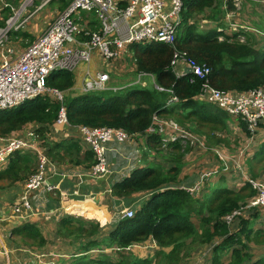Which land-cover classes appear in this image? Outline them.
I'll return each instance as SVG.
<instances>
[{"label":"trees","instance_id":"1","mask_svg":"<svg viewBox=\"0 0 264 264\" xmlns=\"http://www.w3.org/2000/svg\"><path fill=\"white\" fill-rule=\"evenodd\" d=\"M246 2L244 0L242 4L243 9ZM182 3L181 22L172 45L151 42L128 46L133 54L129 61L130 73L124 78L131 82L138 74H144L152 77V85L142 86L138 83L115 90L77 94L73 89V73L57 70L48 76L46 87L61 93L62 102L45 93L16 108L0 111V137L36 124L35 135L40 146L45 149V156L56 164L84 168L96 164L93 153L82 152L76 139L68 138L58 143L47 141L49 127L55 123L61 107L65 109L69 125L119 129L133 139L141 136L145 139V158L148 151H153L162 162L170 164L160 166L150 163L146 168L135 169L130 176L112 186L111 194L117 198L150 193L138 208L132 207V218L118 220L110 228H99L98 224L90 223L85 231L77 220L68 218L58 222L59 232L63 229L69 233L66 226L71 223V226H75V238L84 234L85 242L81 243V250H108H103L97 257L82 255L71 264H183L190 259L194 250L204 245L213 246L210 264H264V257L254 261L251 254L245 252L248 244L264 245L263 225H260L261 230L253 229V221L264 218V209L258 206L246 208L257 195L249 180L264 181V171L259 175L253 174L251 167V162L260 163L264 159V140L259 143L256 153L244 159L245 171L242 168L236 170L238 188L226 183L230 171H223L224 168L219 167L211 174V178L218 181L215 186L204 183L199 192L191 194L178 184V176L184 166L182 159L190 152L189 140L182 145V139L164 144L160 134L147 133L153 118L157 117L176 123L184 133L188 131L202 142L204 140L209 147L226 143V137L214 133L229 132L230 121V124L237 122L243 130H246V126L239 118L227 115L210 103L199 101L203 83L207 82L214 89L224 92L264 89V41L258 40L261 42L256 47L258 42L251 31L243 30L219 41V33L215 29H200L202 17L212 21L225 15L222 0H183ZM228 7L232 9L231 3ZM4 12L5 21L9 10L5 9ZM4 21L0 27L5 25ZM94 24H90V31L99 29V25ZM239 35L244 37V43L235 40ZM175 52H184L195 64L208 68L209 74L196 77L186 73L183 77H176L171 69ZM173 97L176 101L169 102ZM205 126L211 133L205 132ZM261 131L264 132V129ZM17 151L8 155V166L0 173V178H14L19 168L33 158ZM35 169L25 172L27 178ZM236 210H241V214L233 221V228L224 222V218ZM34 236L40 244L45 243L37 234ZM147 240H152L159 248L152 258L141 260L126 250Z\"/></svg>","mask_w":264,"mask_h":264},{"label":"built area","instance_id":"2","mask_svg":"<svg viewBox=\"0 0 264 264\" xmlns=\"http://www.w3.org/2000/svg\"><path fill=\"white\" fill-rule=\"evenodd\" d=\"M48 1L40 6L33 7L34 0H22L18 9L14 12V17L6 21L0 29V48L11 30H17L30 16L40 10ZM183 0H127L124 8H119L117 0H72L64 10H62L55 20L39 35L32 44L23 50L15 60L10 59L12 50L3 49L0 52V111L16 108L37 97L51 94L56 101L62 102L63 97L57 90H50L46 87L48 76L57 70H68L73 72L78 64H88L93 53H97L106 61L120 59L127 47L131 44H147L151 42L172 45L175 41V34L181 22V11ZM223 10L225 11V27L219 26L216 32L219 33L217 39L223 41L225 37L232 36L239 30H246L243 23L239 24L233 18L234 14L240 16L244 0H222ZM165 3L169 4L168 11H164ZM231 3L232 9L229 10L228 4ZM34 10L28 14V10ZM138 10L139 17L134 19L132 24L127 23V19ZM80 13H91L99 20V29L90 31L85 26H78L74 23L72 16ZM28 14V15H27ZM27 15L24 19L23 17ZM207 20L203 19L202 23ZM201 22V21H200ZM18 23L16 26H14ZM14 26V27H13ZM227 31V32H225ZM81 33L83 40L77 42L76 34ZM236 41L244 42V37L239 35ZM75 44L76 48L71 47ZM171 69L176 77H183L188 69L190 74L196 77H203L209 74V69L195 64V62L182 52L173 53ZM144 74H139V76ZM138 80H140L138 78ZM109 75L105 72L91 73L88 69L84 70V78L81 87L82 93L109 90ZM116 88H112L115 90ZM163 91L162 88H157ZM199 101H205L226 112L227 115L239 118L246 126L249 134H255L259 130L258 125L264 129V89H253L246 92H224L211 87L207 82L203 83ZM176 101L173 97L169 102ZM58 124H67L64 107L58 112L55 121ZM237 127L236 123L232 124ZM79 138L84 141L88 149L93 153L96 164L91 168L92 177L105 179L111 175V170L105 158V145L112 141L133 142V138L119 129L100 127L87 128L75 127ZM183 132V131H182ZM176 123L172 121L153 118V123L147 129L148 134L158 133L163 137V143L175 142L179 136H185ZM36 139L37 135L33 132L27 134ZM188 136V135H187ZM193 147L197 145L195 137L186 138ZM199 140V139H198ZM201 144L203 143L199 140ZM199 144L201 147L203 145ZM34 147L26 144L22 139L10 140L0 149V165H3L9 154L16 150ZM39 151H36V154ZM47 158L38 153L36 169L24 183L25 195L44 189L51 190L47 184L48 170L45 168ZM241 170V168H240ZM223 171H227L224 167ZM50 172L60 180L65 178L64 173L56 171L55 167ZM255 181L249 180L257 195L250 200L246 208L258 206L264 209V182L255 185ZM54 187V186H53ZM55 188V187H54ZM193 194L196 189L187 190ZM23 207L30 209V204L24 199ZM241 214V210L233 211L224 218L230 227L233 221ZM134 211L132 207L121 209L117 213L118 220L132 218ZM264 227V219L261 223ZM154 243V242H152ZM141 247L132 245L126 250L133 251L134 248ZM117 250V249H116Z\"/></svg>","mask_w":264,"mask_h":264},{"label":"crops","instance_id":"3","mask_svg":"<svg viewBox=\"0 0 264 264\" xmlns=\"http://www.w3.org/2000/svg\"><path fill=\"white\" fill-rule=\"evenodd\" d=\"M21 1L22 0H0V23L4 21V10H9V18L11 10L19 7ZM37 1H39V3H37ZM46 1L47 0H35V5L40 6ZM71 1L72 0L48 1L40 10L34 12L30 18H28L31 19L30 21H27V19L25 25H21L17 30L10 31L15 33H8L3 48H0V52L3 49L12 50L10 59L15 60L23 50L29 47L32 42L45 31L55 20L57 15L64 10ZM126 2L127 0H117L116 5L119 8H124ZM52 3H56L57 7L49 10V5ZM164 6V11H168L169 4L165 3ZM246 7L252 10L255 9V15H258L260 8H264V0H247ZM139 16V12L136 10L134 14L127 19V23L132 24L133 20L137 19ZM203 19H205V17H202L200 20V29L209 28L216 30L219 26L225 27L226 25L224 16L218 20H207L205 23H202ZM250 21L246 22L249 25L246 30H244L246 32H253L254 30L250 27ZM82 22H84L82 26H85L87 29H89L90 24L95 25L92 20H84ZM263 22L264 21L260 19V27ZM258 26L259 24L255 25L256 30H259ZM262 29L264 30V25ZM75 39L77 42L82 41V34H76ZM71 47L76 48V45L71 44ZM128 53L127 49L123 56L115 61H106L97 53H93L88 64H81L85 65L91 73H107L109 75V88L125 87L128 82L124 84L116 83L119 79H123L127 76V73L121 74L123 72L122 69L126 67L124 65L122 69H119L116 64L124 62V56ZM98 62L102 64V69L98 67ZM81 64H78L76 69L72 72L73 75ZM90 66H93L95 69L90 70ZM83 78L84 71L83 73H75V85L73 89L77 94L82 92L81 87ZM140 81L141 80H138V77H136L128 85L138 84ZM152 81L153 79H151V82ZM142 86H146V82L142 83ZM37 128L38 125L30 124L22 130L13 131L8 135L0 137V149L13 139H22L27 145L35 148L34 151L30 148L17 151V153L21 155L29 154L33 156V158L27 164L25 163L19 168L17 171L18 174L14 178H0V264H71L73 261H70V258L76 261L80 259V256L85 254L97 257L103 250L107 252L108 250L105 249L81 250V243L85 242L84 234L79 238H75L63 229L59 232L58 222L63 219L67 220L68 218L77 220L80 228L84 231L88 229L90 223L98 224L99 228L114 227L118 221L117 213L119 210L133 207L134 201L132 198L135 200L138 199L139 201L135 207L136 209L142 202L149 198L150 193L135 194L124 199L117 198L111 194L112 186L130 176L135 169L146 168L150 163L160 166H169L170 164L162 162L160 156L153 151H148L145 158L143 153L146 151L145 139L141 136H137L133 139V142L112 141L105 145V158L111 170V175L105 179H96L91 176L92 167L84 168L82 166L60 165L47 158L44 154L45 149L40 146V141L27 135L30 132L35 133ZM68 138L78 140L82 152L90 151L84 141L79 138V135L77 136V128L68 123H53L49 127L48 134L46 135L47 141L51 143H58ZM195 147L196 145L194 148ZM194 150L199 149L195 148ZM36 151H39L38 153L44 155L48 160L45 165V168L48 170L47 184L52 187V189L48 191L46 187H44V189L39 192L30 194L31 197L29 198V196L25 195L24 191V183L28 179L25 172L32 171L36 168L38 156ZM202 160L204 165L212 166L216 164L215 159L206 160L205 158ZM7 166L8 162L0 167V173L3 172ZM54 167L57 172L64 173L66 177L60 180L57 176L53 175L50 170ZM209 180H211L209 183L210 186H215L218 183L216 178H210ZM209 180H206V182ZM194 183L189 181L185 186L180 185L179 187L185 189L186 187H191ZM25 198L30 204V209L23 207ZM262 221V217L260 220L257 219L253 221V229L255 231L260 229ZM233 225H235V222ZM74 227L75 226H72L71 228L73 229ZM35 234L43 238L45 241L43 245L40 244L39 239H36L34 236ZM205 246L208 245H204L200 248H204ZM157 250L154 251L156 252ZM164 251L167 252L168 249H164ZM198 252L201 253L203 250L199 249ZM211 252L212 250L209 249L203 253L206 254L207 261H205L206 263L204 262V264L211 263ZM195 254L197 255V253H193L190 259L183 264L189 262ZM57 257L58 259H56ZM63 257L65 259H63ZM263 257L264 255L259 259ZM138 258L144 260L152 257L147 255L143 258L138 256ZM224 261H228V259Z\"/></svg>","mask_w":264,"mask_h":264},{"label":"rangeland","instance_id":"4","mask_svg":"<svg viewBox=\"0 0 264 264\" xmlns=\"http://www.w3.org/2000/svg\"><path fill=\"white\" fill-rule=\"evenodd\" d=\"M34 3H35V1H34ZM37 3H39V1H37ZM50 5H49V10H52L53 8L57 7L56 3H52ZM35 6H37V5H35ZM17 9H18V7L14 8V10H11L10 17L7 21H9L10 18L14 17V11H16ZM33 10H34V8L29 9L28 14H30ZM27 15H25L23 17V19ZM234 15L235 16H233V18L235 20H238L237 22L239 24L243 23V26H245V27L249 26L246 22H248L250 20L252 21V22L250 21V27H251V29L253 28L257 33L253 30V32H251V35L254 37L255 41L258 42L255 45L256 47H258L260 45V42H261V41L259 42L258 40L264 41V30L262 29L264 22L261 24V27H260V19H261V21H264V8L263 7L260 8V12L258 13V15H255V9L252 10L251 8H248V7H245L244 9H242L240 16H236L237 14H234ZM72 19L74 20V23L80 27L83 25L84 22H82V21H84V20H92L94 23H97L99 25L98 18L91 13H80L78 15L74 14L72 16ZM30 20L31 19H28L27 21H30ZM27 21L23 25H25L27 23ZM17 24L18 23H16L14 26H16ZM256 24H259V26H258L259 30H256V27H255ZM242 43H244V42H242ZM128 52L129 53L124 56L125 61L121 62L119 64H116L119 69H122L123 66L125 65L126 68L122 69L123 72L121 74L127 73V76L130 73L128 71L129 61H130V58L132 57V54H133L129 50H128ZM98 67H100V69H102V64L100 62H98ZM85 68H86V66L81 64L79 66L78 70H76L74 72V76H75V73H78V72L83 73ZM93 69H95V68H93V66H90V70H93ZM137 77L141 80L139 83L140 85H142V83H144V82H146V86L152 85L151 84L152 77H147L145 75L139 76V74L137 75ZM125 82H128L127 86H129L128 84L130 83V80L128 78L119 79V81L116 84H124ZM231 122L232 121H230L228 123V126H230V127H229V132H227L226 134L214 133L216 136L222 135V136L226 137V143L223 142L220 145L209 147V145L205 144L204 140H203L202 144L198 139H196V141H194V143L197 144L195 148H198L199 150H194L195 148L193 147V144H192L190 147V152L186 153L185 156L183 157L182 162L184 163V166L181 170V174L178 176V178L180 180V182L178 183L179 185L185 186L186 183L189 181H191L192 183H194L196 181L191 187H186L185 189L190 190L191 188H193V189L197 190L196 192H198V190L201 189L202 185L206 182V180H209L211 178V174L213 173L212 172L213 170H217L219 167H223V168L227 167V170L231 171V173L227 174L228 176L226 178V181H227L226 183L228 185H231L234 188H238L236 186V184H237L236 179L238 178V176H236L235 172L237 169L239 170L240 168H242L243 172L245 171L244 159L247 158L248 156H252L254 152L256 153V151L259 148V145L263 142L262 140H264V132L261 131L263 129V127L261 125H258L257 129L259 131L255 134H249L245 129L243 130V129L239 128L237 122H236L237 127H234L232 124L229 125ZM206 127L207 126H205V132L211 133L210 129H208ZM181 132H182V130H181ZM185 134H186L185 136H179L180 139L183 140V141H181V145L184 143L185 140H187L186 138H188V136L194 137L188 131H185ZM77 136H78V134H77ZM163 137L164 136H162V138ZM191 140H193V139H189V142ZM199 144L203 145V147H201ZM201 158L202 159L206 158V160L217 159V162H216V164H213L214 166L212 165L213 166L212 167L211 165H204L203 160ZM3 165H0V167H2ZM251 167H252V173L259 175L260 172L264 171V159L261 160L260 163L257 161L251 162ZM246 171H247V169H246ZM261 175L259 176L260 179H262ZM210 181L211 180L207 181L205 184H209ZM260 181L261 180L255 181L254 184L255 185L261 184ZM262 182H264V181H262ZM232 184H234V185H232ZM39 191H36L32 194H35ZM30 197H31V195H29V198ZM138 202H139L138 199H136V201H134V207H136ZM262 219H264V218H262ZM71 225H72L71 223H68L66 228H69V235L72 234V236L74 237V231L70 232V229L72 227ZM108 226H109V224H108ZM134 245L141 246V247L134 248L133 252L130 251L137 258H138V256L143 258V257H146L147 255H150V257H153L155 254L154 250L159 249L157 247V245L155 244V242L151 243L150 240H147V241L142 242V243H137ZM211 247H212V245H208V246H205L204 248L199 247L196 250H194L193 253H197V255L195 254L191 258V260L189 262H187L186 264H204V262L206 261V254H203V253L208 251L209 249H211ZM199 249L203 250V252L199 253L198 252ZM245 252L247 254H251L252 259L254 261H256L262 255H264V245L248 244V250H245ZM226 257H228V256H226ZM56 259H58V257ZM63 259H65V258L63 257ZM70 261H74V259L70 258Z\"/></svg>","mask_w":264,"mask_h":264},{"label":"clouds","instance_id":"5","mask_svg":"<svg viewBox=\"0 0 264 264\" xmlns=\"http://www.w3.org/2000/svg\"><path fill=\"white\" fill-rule=\"evenodd\" d=\"M34 1H35V0H34ZM19 6H20V5H19ZM33 7L35 8V3H33ZM222 9H223V8H222ZM8 19H9V18H7V20H8ZM7 20H6V21H7ZM6 21H5V23H6ZM127 49H128V47H127ZM127 49H126V50H127ZM189 74H190V73H189ZM81 93H82V92H81ZM62 97H63V96H62ZM34 134H35V133H34ZM36 140H37V138H36ZM162 140H163V138H162ZM162 142H163V141H162ZM167 143H168V142H167ZM20 150H22V149H20ZM5 163H6V161H5ZM5 163H4V164H5Z\"/></svg>","mask_w":264,"mask_h":264},{"label":"water","instance_id":"6","mask_svg":"<svg viewBox=\"0 0 264 264\" xmlns=\"http://www.w3.org/2000/svg\"><path fill=\"white\" fill-rule=\"evenodd\" d=\"M185 72H186L187 74H189V73H190V71H189L188 69H186V70H185Z\"/></svg>","mask_w":264,"mask_h":264}]
</instances>
